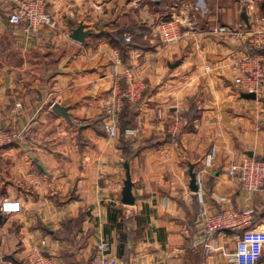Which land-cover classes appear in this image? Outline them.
<instances>
[{
    "label": "crops",
    "instance_id": "1",
    "mask_svg": "<svg viewBox=\"0 0 264 264\" xmlns=\"http://www.w3.org/2000/svg\"><path fill=\"white\" fill-rule=\"evenodd\" d=\"M20 1L31 0H0V130L16 137L0 149V207L21 206L0 211V264H23L42 239L57 264H91L102 241L120 264H226L241 233L218 235L206 252L203 209L251 212L264 233V188L249 193L227 174L245 157L264 160V96H243L231 68L244 48L211 33L264 29V0H46L54 26L37 32L9 23ZM170 21L184 36L164 43L158 27ZM79 26L82 42L72 39ZM117 58L146 89L121 117L136 136L110 140L105 107L126 88L112 74ZM177 109L191 123L179 140L168 133ZM126 164L134 206L121 201Z\"/></svg>",
    "mask_w": 264,
    "mask_h": 264
},
{
    "label": "built area",
    "instance_id": "2",
    "mask_svg": "<svg viewBox=\"0 0 264 264\" xmlns=\"http://www.w3.org/2000/svg\"><path fill=\"white\" fill-rule=\"evenodd\" d=\"M8 21L13 26L25 24L29 32H37L42 26H54V20L47 10L46 0H31L16 2L8 13ZM264 22V18L261 19ZM159 33L164 43H174L183 38L172 21L161 24ZM213 35L227 38L236 45L243 47L245 55L231 68L232 80L243 94L264 96V29L251 30L248 27L232 28L219 26L211 31ZM126 43L132 42V37L125 38ZM119 58L112 66L114 76H124L126 88L115 96V99L105 107L106 118L102 129L110 140L120 136L121 117L126 104H137L146 89L143 81L137 80L130 69L119 72L121 66ZM20 105H18L19 107ZM189 119L182 109H177L169 123L168 133L179 140L190 126ZM138 130L127 129L126 136H136ZM16 142V137L0 130V149L10 147ZM219 151L213 146L205 157L206 169L211 168ZM227 174L238 179L243 190L257 193L264 188V160L245 157L239 163H234ZM4 214L19 213V203H4L0 207ZM252 213L236 211H220L209 214L206 210L199 213L201 223V239L206 252H213L212 241L218 235L228 231L240 232L237 237L235 252L228 258L226 264H258L264 255V233L257 232L252 221ZM47 240L42 239L31 246L23 264H57L47 253ZM96 255L91 264H120L113 254L108 241H102L95 247Z\"/></svg>",
    "mask_w": 264,
    "mask_h": 264
},
{
    "label": "water",
    "instance_id": "3",
    "mask_svg": "<svg viewBox=\"0 0 264 264\" xmlns=\"http://www.w3.org/2000/svg\"><path fill=\"white\" fill-rule=\"evenodd\" d=\"M242 18L245 20L246 23L248 22L246 14H243ZM85 37H86V33H84V27L83 26H79L74 31V33L72 35V39L75 41H78V42H82L85 39ZM179 64H180L179 62L174 63L171 65V67L175 68ZM243 96L246 99H252V100L256 99V95H254V94H244ZM53 112L56 115L63 117L67 121L70 120L68 108H64V107L60 106L59 104H55V105H53ZM39 166L41 168H43L42 164H39ZM125 167H126V179L124 181V187H123L122 193H121V198H122L121 201L126 206H134L136 199L132 193L133 184H132V179H131V175H130V167L128 164H126ZM190 178H191L190 189H191V191L197 193L199 191V186L197 184V175H196V173H194V167H192V166L190 167Z\"/></svg>",
    "mask_w": 264,
    "mask_h": 264
},
{
    "label": "trees",
    "instance_id": "4",
    "mask_svg": "<svg viewBox=\"0 0 264 264\" xmlns=\"http://www.w3.org/2000/svg\"><path fill=\"white\" fill-rule=\"evenodd\" d=\"M132 43V42H131ZM131 43H127V44H131ZM128 104H126L125 105V107L127 106ZM125 109V108H124ZM189 121H190V119H189ZM122 126H121V131H120V134L122 135V136H125V131L128 129V127H125L124 126V124H123V122H122V124H121ZM229 232V231H228Z\"/></svg>",
    "mask_w": 264,
    "mask_h": 264
}]
</instances>
